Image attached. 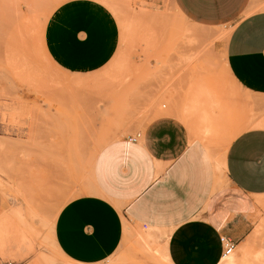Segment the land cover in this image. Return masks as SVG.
Listing matches in <instances>:
<instances>
[{
	"label": "rangeland",
	"instance_id": "1",
	"mask_svg": "<svg viewBox=\"0 0 264 264\" xmlns=\"http://www.w3.org/2000/svg\"><path fill=\"white\" fill-rule=\"evenodd\" d=\"M63 1L0 0V218L8 234L27 240L3 243L0 264H71L52 231L68 202L96 192L94 163L108 144L138 139L170 116L222 160L241 126L264 119V98L247 95L226 62L237 17L264 11V0H246L234 20L218 23L197 21L179 0H102L118 21L119 49L84 78L43 52L44 27ZM257 225L250 245L232 254L247 250L241 264H264V213ZM129 227L133 237L107 264H167L150 230Z\"/></svg>",
	"mask_w": 264,
	"mask_h": 264
},
{
	"label": "crops",
	"instance_id": "2",
	"mask_svg": "<svg viewBox=\"0 0 264 264\" xmlns=\"http://www.w3.org/2000/svg\"><path fill=\"white\" fill-rule=\"evenodd\" d=\"M179 2L197 21L218 23L234 18L246 0ZM243 16L227 42V66L247 95L264 98V11ZM120 39L105 2L64 0L46 22L42 48L52 65L84 78L113 60ZM262 123L241 126L222 160L170 116L151 121L138 139L108 144L94 163L96 192L61 209L54 245L71 264H107L133 237L131 225L150 230L170 264H221L227 242L233 252L250 245L264 213ZM2 207L0 193V214Z\"/></svg>",
	"mask_w": 264,
	"mask_h": 264
},
{
	"label": "bare ground",
	"instance_id": "3",
	"mask_svg": "<svg viewBox=\"0 0 264 264\" xmlns=\"http://www.w3.org/2000/svg\"><path fill=\"white\" fill-rule=\"evenodd\" d=\"M182 11L184 12V9ZM0 185L3 186L1 181H0ZM5 222L6 221L3 222V220L0 218V246H5L4 244H6V241L8 242L9 239H10V241H13V242H15V243H17V244H19L21 246H25L26 245L25 241H27V240H25V237L22 235V233L21 234L12 235V231H10L11 233L8 234L7 232H9V230L7 231V225L5 224ZM30 247H31V244H30ZM0 248H2V247H0ZM17 248H18V246H17ZM2 250H4V249H2ZM240 251H241V254H242V257L240 259H236L235 257L232 256L233 253H231L230 255H226L225 256V258H224V260L222 261L221 264H241L247 258V255H248L247 253L248 252H247L246 249H242ZM237 256H239V255H237ZM164 259L167 261V264H170L169 261H168V258L165 255H164Z\"/></svg>",
	"mask_w": 264,
	"mask_h": 264
},
{
	"label": "built area",
	"instance_id": "4",
	"mask_svg": "<svg viewBox=\"0 0 264 264\" xmlns=\"http://www.w3.org/2000/svg\"><path fill=\"white\" fill-rule=\"evenodd\" d=\"M140 137H141V135L139 134L138 138H140ZM234 248L235 247H234L233 244H231L230 242H227L225 256L226 255H230L231 253H233ZM6 264H15V263H6Z\"/></svg>",
	"mask_w": 264,
	"mask_h": 264
}]
</instances>
